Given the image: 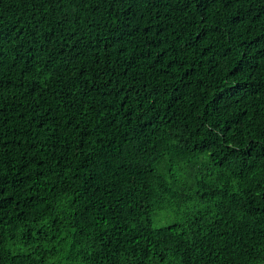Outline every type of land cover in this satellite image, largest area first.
Instances as JSON below:
<instances>
[{
	"label": "trees",
	"instance_id": "trees-1",
	"mask_svg": "<svg viewBox=\"0 0 264 264\" xmlns=\"http://www.w3.org/2000/svg\"><path fill=\"white\" fill-rule=\"evenodd\" d=\"M0 264H264V0H0Z\"/></svg>",
	"mask_w": 264,
	"mask_h": 264
}]
</instances>
